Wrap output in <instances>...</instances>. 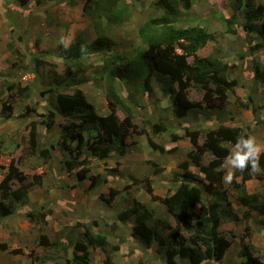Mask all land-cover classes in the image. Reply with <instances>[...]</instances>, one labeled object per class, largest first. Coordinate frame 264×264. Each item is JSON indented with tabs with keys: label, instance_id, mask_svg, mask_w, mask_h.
I'll return each mask as SVG.
<instances>
[{
	"label": "trees",
	"instance_id": "1",
	"mask_svg": "<svg viewBox=\"0 0 264 264\" xmlns=\"http://www.w3.org/2000/svg\"><path fill=\"white\" fill-rule=\"evenodd\" d=\"M71 1L84 2L83 10L93 18L97 30L99 22L107 28L126 22L130 16L131 3L127 1L132 0ZM197 1L204 0H155L152 6L156 11H160L161 15L149 19L139 28L138 34L144 48L130 57L115 53L110 39L102 34L88 44L80 32L72 39L69 47L60 46L56 56L65 63V76L46 86L47 90L55 95V109L48 108L45 115H41L36 114L35 107H24L36 117L43 116L40 121L29 123L27 156H35L42 164L52 166L54 152L57 151L60 155L58 164L61 171L68 176H76L78 180L88 178L91 182L90 189L97 188L102 183H107V179L90 174L92 162L103 163L113 155L124 156L127 152V142L146 133L145 129L138 131L133 121L138 111L137 98L151 96L153 83L159 84L161 97L170 101L172 115L177 120L189 113L201 111V105L187 99L189 88L202 92L207 108L218 115L222 114L220 111L226 106L228 93L239 83L240 70H236L235 63L228 64L218 55H197L209 44L220 42L222 33L209 32L191 21L187 22L186 27L178 26L179 17L187 13ZM226 1L233 2V14L225 20L227 24H234V20L239 16L242 20L239 33L243 39L251 33L257 37V42L248 44V54L253 57L259 52H264V3L254 7L250 0ZM27 2L20 0L22 6ZM224 33L235 34L236 31L227 29ZM223 46L224 44H219L215 53L224 56ZM8 47L17 56L23 57L18 49L12 45ZM91 55L101 57L100 71L102 80L105 81L109 111L105 116L97 114L81 90L66 92L82 83L76 80V72L80 70L82 59ZM238 55L243 59V55ZM188 58H191L192 62H188ZM29 59L34 65V74H37L39 59H33L32 56ZM73 67H76L77 71H74ZM244 73L254 87L264 83V67L260 60L253 58L251 72L245 69ZM124 85L128 86L129 91ZM32 90L34 86L31 83L22 85L18 81H0V97L10 94L11 99L31 102ZM0 102V117L10 118L13 114L10 101L1 99ZM248 104L251 105V112L256 115L260 109L256 105V99L249 96L248 103L242 105L249 109ZM118 111L123 114L122 119L118 117ZM57 115L64 119L63 124L59 125V139L44 148L40 134L36 131V124H41L47 134L55 126ZM23 117L25 115L20 114L16 119L22 121ZM144 124L152 135L162 134L167 130L162 123L152 124L147 121ZM241 135L245 139L250 136L238 127L219 125L215 130H207L205 141L199 145L198 132L187 133L192 151L187 154V161L180 163L178 169L172 173L170 193L164 198H158L151 195L152 190L147 187L151 201L159 203L166 219L154 215L153 210L135 200L130 209L117 215L121 223L132 222L131 237L139 246L144 250L154 248L165 264L219 263L223 259L231 242L219 229L224 219L233 216L232 201L223 188L222 167L225 158L230 154L224 144L234 146ZM149 145L153 150H163L151 138ZM3 146L4 141L0 135V173L4 172L0 181V224L3 220L15 216L17 208L28 201L30 190L40 186L42 181L41 174L31 176L23 173L19 166L22 159L18 161L12 153L4 152ZM173 151L167 152L170 154ZM206 153L210 154V158L204 163ZM259 163L264 170V153L260 154ZM191 166L197 168L202 177L192 173ZM250 172V168L243 173L236 171L235 177L240 178L241 183L236 185L235 179L232 182V185L236 186L235 190L237 189L235 201L257 212L261 217L259 230L264 237V197L249 195L244 187L245 182L253 179L264 182V171L259 174ZM117 194L118 191L112 189L108 196L101 198L109 204ZM26 217L29 222L39 223L40 226L44 224L46 214L30 210ZM170 218L176 228L170 223ZM97 222L86 219L84 223L68 228L67 232L61 230L42 233L37 238V244L50 247L48 259L54 264H90L91 250H98L105 256L102 264H116L112 255L120 250V246L109 243L108 234ZM179 226L186 236L177 229ZM240 242L239 264H264L258 255V249L244 243L243 239ZM7 250V245L0 242V252ZM11 253L21 254L20 251ZM59 253L62 255L59 256Z\"/></svg>",
	"mask_w": 264,
	"mask_h": 264
},
{
	"label": "rangeland",
	"instance_id": "2",
	"mask_svg": "<svg viewBox=\"0 0 264 264\" xmlns=\"http://www.w3.org/2000/svg\"><path fill=\"white\" fill-rule=\"evenodd\" d=\"M27 1L22 6L20 0H0V81H18L22 85L31 83L34 86L30 96L31 102L11 99L10 94L1 95L0 100L10 101L13 114L10 118L0 117V135L4 141L3 151L12 153L18 161L22 159L19 166L23 173L31 176L41 174L42 181L40 186L30 190L28 201L17 208L15 216L1 222L0 242L5 243L8 250L0 252V264H54L48 259L50 247L37 244L38 236L61 230L67 232L68 228L82 224L86 219L97 220L102 230L108 234L109 243L120 246V250L112 255L116 264H165L154 248L144 250L135 239H132V222L121 223L117 215L130 209L135 200L153 210L154 215L166 219L159 203L151 201L147 187L151 188V195L158 198H164L170 193L172 173L178 169L180 163L187 161V154L192 151L187 133L198 132L197 143L201 145L205 141L207 130H215L219 125L233 126L255 137L257 143L264 148V83L254 87L244 73L245 69L251 72L253 58L260 60L264 67V52H259L253 57L248 54V44L257 42L256 35L251 33L243 39L239 33L242 29V20L239 16L234 20V24L230 26L227 24L225 20L233 14V2L227 3L226 0L194 2L190 10L179 17L178 26L186 27L187 22L191 21L209 32L222 33L220 42L209 44L197 55L199 57L218 55L228 64L235 63L236 70H240L239 83L228 93L226 106L220 111L222 114L218 115L209 110L203 93L189 88L187 99L201 105L199 108L201 111L189 113L177 120L172 115L170 101L161 97L159 84L153 83L151 96L137 98L138 111L133 121L138 131L145 129L146 133L127 142V152L124 156L113 155L106 162H92L90 174L107 179V183L90 189L91 182L88 178L78 180L76 176L72 174L68 176L59 169L60 155L57 151L54 152L52 166L42 164L35 156H27L29 123L40 121L43 116L36 117L24 107L26 105L35 107L36 114L41 115H45L48 108L55 109V95L48 91L46 86L52 85L55 79L60 80L65 76V63L56 56V52L60 46L69 47L77 33L82 32L88 44L99 34L105 35L112 42L115 53L130 57L144 48L138 34L139 28L149 19L159 17L161 12L153 8L152 3L155 0L127 1L131 3L130 16L126 22L109 28L99 22V29L96 30L93 18L83 10V1ZM250 2L257 7L259 3H264V0ZM227 29L235 30L236 33L225 34ZM61 39L63 43L60 42ZM219 44H224L222 48L224 56L215 53ZM10 45L18 49L23 57L13 53L8 47ZM238 54L243 55V59ZM31 56L40 61L37 74H34V65L29 61ZM188 62H192V59L188 58ZM100 65V56L91 55L82 59L79 71L73 67L74 71H77L76 80L82 83H77L79 85L66 92L81 90L97 114L105 116L109 111ZM124 86L129 91L128 86ZM249 96L256 99V105L260 108L256 115L251 112V105L248 104L249 109L242 105L248 103ZM20 114L25 115L22 121L16 119ZM117 114L120 119L123 118L120 111ZM147 121L152 124H164L166 132L152 135L144 124ZM63 122L64 119L57 115L55 126L47 134L44 133L41 124H36V131L40 134L44 148L59 139V125ZM149 138L163 149L162 152L150 147ZM224 146L231 153L233 146L229 143ZM170 150L174 151L168 154L167 151ZM261 153H264V150ZM209 158L210 154L206 153L204 163L208 162ZM222 169L225 175L228 168ZM190 171L202 177L197 168L191 166ZM3 173H0V181ZM234 181L236 185L241 183L240 178H235ZM244 187L249 195L264 197V182L253 179L245 182ZM223 188L232 201L233 216L224 219L219 230L228 237L231 245L219 263L206 264H239L241 239L258 249V255L264 261V237L259 230L261 217L257 212L235 201L237 196L235 185L223 182ZM112 189L117 190L118 194L107 204L101 197L108 196ZM206 198L209 199L207 196ZM30 210L45 213L44 224L38 226L39 223L29 222L26 215ZM170 223L176 228L171 218ZM177 229L186 236L181 226ZM11 251H20L21 254H12ZM104 258L105 256L98 250L90 251V264H102Z\"/></svg>",
	"mask_w": 264,
	"mask_h": 264
},
{
	"label": "clouds",
	"instance_id": "3",
	"mask_svg": "<svg viewBox=\"0 0 264 264\" xmlns=\"http://www.w3.org/2000/svg\"><path fill=\"white\" fill-rule=\"evenodd\" d=\"M60 42L63 43V39ZM262 150L264 148L257 143L255 137L248 136L247 139L243 135L238 137L231 153L225 158L224 167L228 168V171L222 177L223 182L231 184L236 178V171L243 173L249 168L251 169L250 174H259L264 171L259 163Z\"/></svg>",
	"mask_w": 264,
	"mask_h": 264
}]
</instances>
